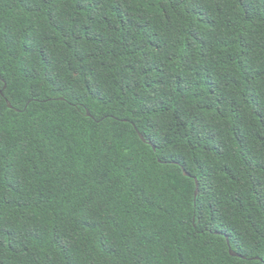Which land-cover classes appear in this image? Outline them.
Returning a JSON list of instances; mask_svg holds the SVG:
<instances>
[{
	"label": "trees",
	"instance_id": "1",
	"mask_svg": "<svg viewBox=\"0 0 264 264\" xmlns=\"http://www.w3.org/2000/svg\"><path fill=\"white\" fill-rule=\"evenodd\" d=\"M0 264H264V0H0Z\"/></svg>",
	"mask_w": 264,
	"mask_h": 264
},
{
	"label": "water",
	"instance_id": "2",
	"mask_svg": "<svg viewBox=\"0 0 264 264\" xmlns=\"http://www.w3.org/2000/svg\"><path fill=\"white\" fill-rule=\"evenodd\" d=\"M8 104H9V106H12V104H11L10 102H8ZM139 134H140L141 138H142L143 140H145L144 136H143L141 133H139ZM154 148H155V147H154ZM184 173H185L186 175H190V173L187 172L186 170H184ZM196 183H197V190H196V195H197V194H198V190H199V182H198V179H197V178H196ZM230 253H231L232 255H234V256H240V257H242L241 254L235 252L232 248H230Z\"/></svg>",
	"mask_w": 264,
	"mask_h": 264
}]
</instances>
